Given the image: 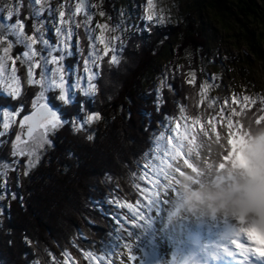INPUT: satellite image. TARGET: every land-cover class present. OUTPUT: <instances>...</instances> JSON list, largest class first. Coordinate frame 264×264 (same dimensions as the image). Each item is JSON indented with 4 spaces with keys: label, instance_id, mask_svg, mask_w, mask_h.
<instances>
[{
    "label": "trees",
    "instance_id": "obj_1",
    "mask_svg": "<svg viewBox=\"0 0 264 264\" xmlns=\"http://www.w3.org/2000/svg\"><path fill=\"white\" fill-rule=\"evenodd\" d=\"M119 1L89 0V13L112 25L129 24L130 18L118 16ZM205 1L226 13H232L233 6L245 18L259 17L264 4V0ZM134 2L132 16H138V0ZM19 18L27 33L33 34L38 22L30 16L29 0H19ZM77 23L81 26L76 27ZM73 31L78 47H72L65 58V70L76 67L81 74L94 51L86 17H75ZM171 44H176L173 54L162 64ZM95 47L101 56L94 68L95 95L76 92L72 103L64 104L55 90L47 92L45 103L55 105L53 109L65 121L84 120L94 112H99L101 119L86 124L87 130L79 133L65 124L53 133L52 145L29 176H24L23 165L9 172L8 194L0 200V264H67L69 259L72 264H92L93 257H102L117 235H125L120 221V216L126 215L123 205L143 199L142 175L167 120L201 116L196 103L205 80L201 65L208 55V38L196 18L188 15L181 23L165 25L140 19L127 39L107 55L101 44ZM22 51L14 44L12 57L22 56ZM112 55L119 63L109 62ZM36 61L41 59L37 56L32 62ZM27 72L28 63L16 60L21 96L12 99L0 94V110L19 111V117H24L35 109L33 100L41 86L29 84ZM33 72L34 79H41L40 67ZM158 96L162 98L159 103ZM231 108L238 113L243 144L249 146L264 136V102L233 103ZM89 135L94 139L89 140ZM10 140L9 133L0 137V166L9 162ZM12 193L18 198L13 199Z\"/></svg>",
    "mask_w": 264,
    "mask_h": 264
},
{
    "label": "rangeland",
    "instance_id": "obj_2",
    "mask_svg": "<svg viewBox=\"0 0 264 264\" xmlns=\"http://www.w3.org/2000/svg\"><path fill=\"white\" fill-rule=\"evenodd\" d=\"M77 3L78 0H44L45 11L37 24L40 31L37 33L34 29L33 34H28V29L24 28L27 35L40 38L34 47L43 53L42 56H38L41 59L42 73L45 71L44 59L49 61L46 66V80L43 87L40 85L44 96L37 101V105L46 102L47 92L55 90L60 92L59 88L51 85L53 80L63 83L71 99L76 92L85 96L84 90L89 88L90 83L89 75L92 72L97 74L94 68L98 66L100 59L96 55L98 48L95 46L101 43L95 37L102 36L105 43L109 45V49H114L127 39L137 22L145 19L146 14L154 12L156 14L154 20L162 17L163 23L154 22L158 25L181 23L184 17L192 16L196 18L208 38V55L201 65V71L205 75L204 91H200L199 101L196 103L201 116L195 119L182 117L167 120L158 136L153 159L142 175L144 182L141 186L142 201L135 205H123L126 215H121L120 221L125 227V235L116 236L110 249L105 252L107 255L104 253L102 256L103 259L95 257L92 259V264H129L124 262L126 259L130 264H173L176 251L181 244L179 237L183 234V223L187 229L186 235L183 236L188 237L192 227L186 228V221L190 220L196 212V205L202 204L209 215H212V211L216 212L224 207L233 197H236L239 190H246L245 186L249 185L254 197L261 202L260 207H264V136L249 146L243 144L239 140L240 119L237 115H232L231 110L233 96L239 103L245 102L244 96L254 101H264V4H259V17L245 18L240 17L237 8L233 6L232 13H226L209 6L205 0H151V4L149 0H138L139 14L132 16V8L136 6L134 0H120L118 16L130 18L131 21L129 24L117 26L108 23L98 15L90 14L89 0H86L84 11L74 14ZM61 5L65 6L63 9L65 19L71 16L72 30L77 15L86 19L91 16V21L87 20V23L94 51L92 50L91 56L86 60L89 69L87 72L84 69L80 74L76 67L65 70V58L71 55L72 47H78V40L75 38L74 31L67 44L63 36L57 35L56 29L61 27L59 23ZM15 9L19 11V0H15ZM9 11H14L13 0H0V16L7 17ZM13 17L16 18V15ZM9 22L7 19L4 20L5 25ZM97 24L108 27L102 30L96 27ZM63 28L67 31L69 25L65 24ZM0 31L8 35L6 28ZM9 41L12 43L8 53L10 57H12L14 44H18L25 51L24 44L17 43L15 36H8V41L0 43V55H3L2 49L8 46ZM41 41L48 43L44 44ZM101 45L104 49V44ZM175 45L171 44L167 47L162 64L168 61L169 55L173 54ZM53 57L57 59L53 61ZM12 66V60L6 59L5 73L0 76V94L6 96L9 91L8 85L12 82ZM69 78L71 81L68 80ZM94 80L91 82L94 83ZM156 84H160L158 79ZM18 86L21 88L20 84ZM221 111H223V117ZM19 113L9 109L0 110V131H5L2 127L4 119H10L11 126L5 133L11 136L9 162L6 163L15 169V166L23 165L22 169L25 171L29 156L27 154L15 157L12 155V143L16 137L20 136L21 140L27 143L26 147L24 143L20 145L25 153L31 151L40 159L52 145L43 141H51L54 132L49 131L45 136L44 129L39 127L32 137L25 139L27 125L22 128L19 123L25 116L19 117ZM229 118L233 122L231 127L227 126ZM86 119L87 116L84 120ZM194 120L198 123L193 124ZM213 123L216 126L215 131L212 129ZM170 138L171 144H169ZM177 144L180 145L177 150L181 155L172 160L170 153ZM166 153L169 155L166 156ZM165 159L168 165H171V167L163 165L169 173L168 179H165L160 172L161 162ZM185 159L188 161L187 164L184 163ZM11 171L13 170L10 167L8 177ZM1 178L2 185L5 179L3 176ZM170 183L175 188V192L172 188H168L169 196L158 200L148 208L150 198L157 192H164ZM250 197L251 193L242 192L235 202L239 211L251 203ZM134 213H139L143 219L134 217ZM157 217L161 220L160 226L155 220ZM134 219L139 224L136 228L133 227ZM158 227L161 228L163 241L156 235ZM128 230L132 231L130 237L127 235ZM163 242L171 246L169 252H164ZM130 255H133L135 260L129 259ZM213 263L214 261L211 264ZM67 264H72L70 259Z\"/></svg>",
    "mask_w": 264,
    "mask_h": 264
},
{
    "label": "snow or ice",
    "instance_id": "obj_3",
    "mask_svg": "<svg viewBox=\"0 0 264 264\" xmlns=\"http://www.w3.org/2000/svg\"><path fill=\"white\" fill-rule=\"evenodd\" d=\"M44 0H29V6L31 8V12H30V16L36 18L37 22H40V17L41 14L45 11L44 7ZM149 4H151V0H149ZM35 6H40L39 8H36ZM85 6H86V0H78V3L76 5V9H75V13L74 14H79L81 11L85 10ZM64 5H61L60 8V12H59V23L61 25V27H58L56 29L57 35L59 36H63L64 37V42L67 44V41L69 39H71L72 35H73V30L71 28V16H69V18L66 20L65 19V11L64 9ZM13 8L14 11H9L8 16L4 17V16H0V30L3 29H7V33L8 35H5L3 31H0V43H4L6 41H8V36H15L16 37V42L17 43H21L24 44L25 46V51L23 52L22 56H17L15 58L10 57L8 55L9 51L12 48V43L9 41L8 42V46L2 49L3 55H0V76H3L5 73V60L9 59L12 60V76H11V83L8 85V96L12 99H17L21 96V88L18 86L19 84V78L16 75V60H22L25 63H28V72H27V77H28V83L29 84H40L42 87L44 85V82L46 80V75H47V64L49 63V61L47 59H44L43 61V67L45 68V71L41 74V79H34V72L33 69L37 68V67H41L42 65L40 64L39 61L36 62H32L33 58L37 57V56H42V53H40L34 46L37 44L38 42V38L35 35H27L24 32V28H25V24L23 23V21L19 18V11L18 9H15V0H13ZM50 10V9H49ZM69 11H71L69 9ZM73 14V15H74ZM13 15H16V19L13 21L12 17ZM100 15L103 16L104 12L101 11ZM155 13H151V14H146L145 15V19L149 22H156V23H163V18H159L154 20L155 18ZM7 19L8 21H10L8 24H4V20ZM88 21H91V16L87 17ZM68 24L69 28L67 29V31L64 30L63 25ZM81 25L79 23L76 24V27H80ZM35 31L38 33L40 31L39 27L37 26V24L33 25ZM86 27V26H85ZM97 28L100 29H106L108 26L107 25H101V24H97L96 25ZM86 31H87V27H86ZM96 40H99V42L101 44H104V55H107L109 52V45L105 43L104 39L102 36H97L95 37ZM115 39V38H114ZM44 44H47V41H41ZM91 55V53H90ZM98 58L99 57V53L96 54ZM53 61H55L57 59V57H53L52 58ZM111 64H117L119 63V60L117 58L116 55H112L111 60L109 61ZM87 61L85 62V71H89L88 67H87ZM96 73L92 72L89 75V88L87 90H84V95L86 97H91L94 96L96 91H97V85L95 83H92L91 81H93L96 78ZM193 79H194V74H193ZM61 82L63 81V76L61 75L60 77ZM189 83H192L193 81H188ZM51 85L53 87L59 88L60 89V94L58 96V99L60 101H62L64 104H70L72 103L71 101V97L67 94L63 83H57L55 80L51 81ZM171 87V85H170ZM201 91H204V86H201ZM44 93L43 91L41 93H39L37 95V98L35 100H33V107L36 108L37 106V101L43 99ZM160 99H162L161 97H157V102L159 103ZM245 102L248 103H255L254 100H252L250 97L248 96H244L243 97ZM264 102V101H262ZM77 103H80L79 101H77ZM233 103H239L238 99L233 96ZM55 107V105H53V107H49L48 103H40L39 104V111L38 112H34L32 114V117L29 116H25L19 123L21 125V127L23 128L26 124L28 125V136L32 137L33 136V125L34 124H39V127L44 129V135L47 136L48 132H55L57 129L63 127L65 124H70L71 125V129L74 133H79L81 131H86L87 129L85 128V125H90L95 121H98L101 119V114L99 112H94L90 115L87 116L86 120H82V119H77L76 121H65L62 117V115H58L57 111H54L53 108ZM21 108H23V105H21ZM81 110H84L83 105L81 107ZM238 113L235 111V109H233L232 115H237ZM7 116V113L5 114ZM221 116L223 117V111H221ZM38 118V119H37ZM32 121V123H29V121ZM198 123V121H193V124ZM211 123V121H210ZM232 121L229 118L228 121V125L229 127H231L232 125ZM11 126V120L10 119H4L2 127L5 131H0V137H3L6 133V131L10 128ZM215 124H212V129L213 131H215ZM89 140H93L94 136L93 135H89L88 136ZM44 143H48V144H52V141L50 140H45L43 141ZM21 143L25 144V147L27 146V143L21 140L20 136H17L15 141L12 143V155L15 157L17 155L23 156L25 154H27L29 156V159L26 163L25 166V171H24V176H29L30 175V171L32 168H34L36 166V164L39 161V157L38 156H34L33 152H28L25 153L24 148L20 147ZM172 143L171 138L169 139V144ZM180 148V145L177 144L176 148L173 149L171 151V158L172 160H175L177 157H179L181 155L180 151L177 150ZM74 153L69 152V156H73ZM166 156L169 155V153L165 154ZM184 163L187 164L188 161L187 159L184 160ZM162 167L160 168V172L164 175L165 179H168L169 177V173L167 171V169L165 167H163V165H168V161L167 159L163 160L161 162ZM12 168V170L14 171L15 168L12 165H9L7 163H5L4 165L0 166V176H3L5 179V182L0 185V200L4 199L5 196L8 194V184H7V179H8V169ZM168 167H171V165H168ZM177 171H179V169H177ZM168 188H172V190L175 192V188L173 187V185L170 183L166 186L165 191L164 192H157L154 194V196L152 198H150L147 207H151L155 202H157L158 200H161L167 196H169V193L167 191ZM12 198L13 199H17V194L16 193H12ZM21 200V203L23 202V198L20 197L19 198ZM0 214H3V209L0 208ZM134 217L138 218V219H143V216L140 215L139 213H134L133 214ZM139 224L136 223V220H133V227L136 228L138 227ZM127 235L130 237L132 235V231L128 230L127 231ZM246 240L247 243H244L242 241ZM25 241L30 243V241H28V238L25 237ZM226 241L230 242L231 245H234L235 248V252L230 250L228 247L224 246L222 248V251L230 258L235 259V257L237 255H239L240 257H242V262L241 264H257V262H260V264H264V245H259L257 243L254 242L253 237L248 235V230L247 229H241V233L238 235H234L229 237ZM9 244L12 243L11 240L8 241ZM131 251V250H130ZM65 255H67L65 253ZM86 256L91 255L90 253L86 252L85 253ZM105 255H107V253H105ZM98 259H103V257H97ZM129 259L135 260V257L133 255L129 256Z\"/></svg>",
    "mask_w": 264,
    "mask_h": 264
},
{
    "label": "bare ground",
    "instance_id": "obj_4",
    "mask_svg": "<svg viewBox=\"0 0 264 264\" xmlns=\"http://www.w3.org/2000/svg\"><path fill=\"white\" fill-rule=\"evenodd\" d=\"M231 200L237 206V200L242 192L251 193L250 201L241 211H228L226 207L219 208L216 212L212 211V215L206 210L202 204L196 205V212L190 220L186 221V228H191L188 237H184L185 223L183 234H181L180 248L177 249L173 264H241L242 257L237 255L235 259L228 257L223 251L224 246L232 251H236L234 245L226 241L229 237L241 233V229H247L248 235L255 240V233L259 232L264 236V207H260L261 202L254 197L253 191L249 185ZM255 199V201H253ZM156 222L161 225L160 219L155 218ZM156 235L162 240L163 234L161 228L158 227ZM186 235V234H185ZM163 241V240H162ZM247 243L246 240L242 241ZM164 252H169L171 246L163 242ZM127 260V261H126ZM124 262L129 263L128 259Z\"/></svg>",
    "mask_w": 264,
    "mask_h": 264
},
{
    "label": "clouds",
    "instance_id": "obj_5",
    "mask_svg": "<svg viewBox=\"0 0 264 264\" xmlns=\"http://www.w3.org/2000/svg\"><path fill=\"white\" fill-rule=\"evenodd\" d=\"M226 210L228 211H237L238 208L237 206L232 203L231 201H229L226 205ZM255 240H256V243L259 244V245H264V236H262L259 232H256L255 233Z\"/></svg>",
    "mask_w": 264,
    "mask_h": 264
},
{
    "label": "water",
    "instance_id": "obj_6",
    "mask_svg": "<svg viewBox=\"0 0 264 264\" xmlns=\"http://www.w3.org/2000/svg\"><path fill=\"white\" fill-rule=\"evenodd\" d=\"M54 110V109H53ZM39 111V107H36L34 110H33V112H31L29 115H27V116H29V117H32V114L34 113V112H38ZM38 119V118H37ZM29 123H32V121L30 120L29 121ZM27 125V124H26ZM33 128H34V131H33V133L37 130V129H39V124L37 123V124H34L33 125ZM28 125H27V130L25 131V133H24V138L25 139H28V138H30L29 136H28Z\"/></svg>",
    "mask_w": 264,
    "mask_h": 264
}]
</instances>
